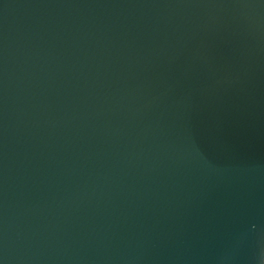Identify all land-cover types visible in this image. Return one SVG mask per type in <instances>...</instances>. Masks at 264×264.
I'll return each instance as SVG.
<instances>
[{"label":"water","instance_id":"obj_1","mask_svg":"<svg viewBox=\"0 0 264 264\" xmlns=\"http://www.w3.org/2000/svg\"><path fill=\"white\" fill-rule=\"evenodd\" d=\"M0 264H264V0H0Z\"/></svg>","mask_w":264,"mask_h":264}]
</instances>
